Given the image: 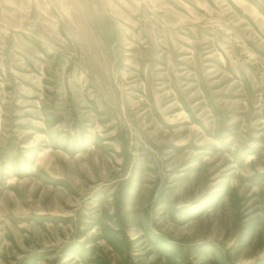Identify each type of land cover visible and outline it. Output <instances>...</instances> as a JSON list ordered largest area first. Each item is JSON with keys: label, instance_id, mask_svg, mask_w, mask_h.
Masks as SVG:
<instances>
[{"label": "rangeland", "instance_id": "obj_1", "mask_svg": "<svg viewBox=\"0 0 264 264\" xmlns=\"http://www.w3.org/2000/svg\"><path fill=\"white\" fill-rule=\"evenodd\" d=\"M0 264H264V0H0Z\"/></svg>", "mask_w": 264, "mask_h": 264}]
</instances>
